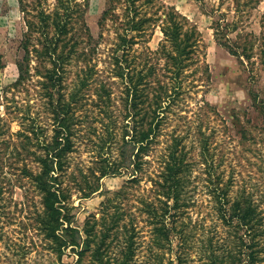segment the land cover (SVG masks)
Here are the masks:
<instances>
[{
    "label": "rangeland",
    "instance_id": "374dc122",
    "mask_svg": "<svg viewBox=\"0 0 264 264\" xmlns=\"http://www.w3.org/2000/svg\"><path fill=\"white\" fill-rule=\"evenodd\" d=\"M238 1L239 11L236 0H135L159 20L131 53L136 62L156 63L155 76L167 87L172 79L152 55L165 12L173 8L200 33L199 67L184 69L158 132L138 151L131 140L148 125L149 106L144 101L131 112L113 64L123 3L112 0L102 24L107 0H89L82 18L73 15L65 40L77 52L50 97L47 59L31 54L21 81L16 61L25 19L52 12L56 0H0V264H119L128 245L125 264H248L250 249L258 255L253 264H264V0ZM69 100L72 145L53 175L67 208L60 222L78 234L77 244L60 245L47 235L51 223L35 176L53 141V108ZM176 135L184 172L173 207L159 184ZM234 198L255 207L252 238L228 218Z\"/></svg>",
    "mask_w": 264,
    "mask_h": 264
},
{
    "label": "trees",
    "instance_id": "16d2710c",
    "mask_svg": "<svg viewBox=\"0 0 264 264\" xmlns=\"http://www.w3.org/2000/svg\"><path fill=\"white\" fill-rule=\"evenodd\" d=\"M258 1L259 0H252L250 3L254 5ZM119 2L123 3L121 5L123 6V11L121 13L123 20L120 24L124 27L122 31L119 32V42L117 45L119 54L115 55L113 60L114 71L124 83L126 102L131 112L137 114L140 108L138 104L144 101H146L147 106H149V111L147 113L150 115V120L148 125L145 128L137 129L134 134L135 136L131 140L133 143L132 149L136 146L139 151L144 149L149 140L148 138L152 135H156L158 132L161 123L166 117V112L170 108L172 100L171 95H175L178 92L177 88L180 86V76L182 72L185 68L197 63L196 60L198 56L196 52L198 50L197 44L200 39V33L195 26L185 25L173 8L165 12V18L162 19V23L159 26L163 38L152 55L156 56V61H158V59L163 60V65L160 67L163 68L164 71L166 70V72L169 73V78L172 79L169 88L164 83H161L160 78L155 76V71H157L156 63L147 60L136 62L131 53V50L133 51L134 48L133 46L138 42L137 37L141 36L145 32L146 27L158 21L159 18L156 19L157 17L154 18L151 14L147 15L146 13H142L140 8L138 10V5H136L135 0H119ZM107 3H109V6L101 12L100 24L106 20L108 9L114 7L111 5L112 0H107ZM88 4L89 0H56L52 12L46 13L44 10L40 9L37 12L36 20L25 19L26 29L23 32L21 41L23 55L21 60L16 61L18 81H21L28 72L31 54L44 56L51 64V66L46 69L45 75V84H50L49 87L48 85L45 86L48 90L47 94L53 97L55 92H52L54 89L58 92L61 86V71L64 68V64L68 63L72 53L75 54V52H77L75 51L76 43L72 42L69 44L65 40L71 28V19L74 14L82 18ZM236 10H240V3L238 0L235 2V11ZM235 23V21L232 22L233 27ZM215 24H217V22ZM66 45H68L69 48L64 51L63 49ZM244 50L245 49L242 48L241 52H243L245 56H249V54L244 53ZM261 52L264 55V49ZM237 54L239 55L241 53ZM198 67L199 66L196 64L195 68ZM150 79L156 81L155 84L157 87V91L152 93L151 97H149L147 91ZM83 81L82 84H85L86 79ZM69 110L70 100L53 108L56 119L53 141L51 144L47 145L48 149L46 150L45 156L40 158L41 170L35 176L37 186L43 193L45 212L51 223L48 226L47 235L53 236L60 245L77 244L76 236L78 234V230L69 227L64 228L63 224L60 222V218L66 217V215L62 213L63 208L66 207L60 204L61 197L59 189L54 187L57 177L53 175L55 170L61 168V158L67 150H70L72 145L70 139V127L72 124L68 114ZM180 139L181 137L178 135L172 138V143L168 146L169 151L162 171L164 180L161 184L156 182L166 189H164L163 194L166 195L167 198L173 200V207H175L174 205L178 199L180 178L184 172L182 156H180V152L182 151V146H179ZM136 156H138L137 152ZM226 191V187L222 189L224 195L227 193ZM228 200L229 198L227 197L225 202H228ZM229 208H231L230 212H228L229 219H238L239 224L245 227V232H252L254 230V220L255 217H257L254 205L250 204L247 200L241 201L238 198H234ZM59 229H61L64 235L56 233ZM253 234V232L250 233L251 238ZM129 247L130 245H128V250L124 254L125 259L119 264L128 262L127 259L130 254H132ZM246 257L248 264H253L255 260H258V255L254 249H250L246 253Z\"/></svg>",
    "mask_w": 264,
    "mask_h": 264
}]
</instances>
